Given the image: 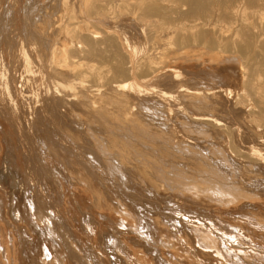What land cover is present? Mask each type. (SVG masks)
<instances>
[{
    "label": "bare ground",
    "instance_id": "obj_1",
    "mask_svg": "<svg viewBox=\"0 0 264 264\" xmlns=\"http://www.w3.org/2000/svg\"><path fill=\"white\" fill-rule=\"evenodd\" d=\"M2 46L5 104L41 96L74 188L52 175L59 212L28 200L23 233L0 217V264H29L21 238L36 264H264V0H0Z\"/></svg>",
    "mask_w": 264,
    "mask_h": 264
},
{
    "label": "rangeland",
    "instance_id": "obj_2",
    "mask_svg": "<svg viewBox=\"0 0 264 264\" xmlns=\"http://www.w3.org/2000/svg\"><path fill=\"white\" fill-rule=\"evenodd\" d=\"M107 21H105L106 24H105V22L102 23L105 26V28L110 25L109 21L108 22ZM107 24H109V25L107 26ZM103 25L97 24V23L95 25H92L94 31H96V34L98 33L97 35L100 36V37L97 36V39H100L102 37L101 35L103 34V29L106 30ZM13 32H15V31H13ZM8 47H9L8 51L10 53H15V51H16L15 48H17V44H14V45L11 44ZM4 48H5L4 46L0 47V52L2 51L4 53V51L6 49V48L5 49ZM0 59L2 60V62L5 60L4 62L7 65L8 71L6 74V79H7V81H9V86L11 87V81L16 80L17 76H15V74L17 72L14 71V69H13L14 66H11L10 59L8 61H7V59H4L2 57ZM96 59L97 60L93 61L94 64L96 62V65L98 63H102V66L104 64H106V66L110 67L112 64L111 61H107V59H105V58H102V60H101V57L96 58ZM33 65L36 67L39 66V65H35V64H33ZM98 65H100V64H98ZM106 66L104 65L103 67L106 68ZM109 73L107 74L108 81L114 79L113 75L111 73L110 74ZM124 80H127V82H136V83L140 82L142 84V85H140V89H142L143 87H146V86L149 89H153L155 87V85H154L155 81H153V80L147 81V82H142L141 78H139V77H136L135 79L134 78H132V79L131 78H125ZM90 82H87V84H90ZM139 93L140 94H139L138 98H141V97H143L141 99L146 98V96H144V95H146L145 92L140 91ZM4 94L5 93H3V94L0 93V160H1L0 161V212H1L0 217H2L3 221L5 220V224L10 221L9 224H6V226L8 227L9 230H11V233L14 234L15 229L11 228L10 224H12V227L16 228L17 232L23 233V230H21L15 223L18 220V216H15V215L17 213H21L23 216L27 214L26 211H28L30 208V206L27 204L28 200L29 201L34 200V202L37 204H39L40 202H42L43 205L49 204V205H47V207L49 209L50 208L52 209V206L54 205L53 207H56L55 212L58 213L59 212V205L57 204L58 203L57 201H58V198L60 196H62L61 192L65 193L67 195L68 194L70 195L72 190H73L72 188H74V187H73V181L70 178H68L64 172L62 173V169H60V166L58 167V164L53 162L54 159L52 158V156L45 151V144L42 140V135H40V133L44 134V132L48 129L52 130V132L54 133V130L56 129V122H52L51 120L48 119L49 114L47 113V111H42V112L40 111L41 106H42L41 96L33 93L34 97L33 96L27 97V99L25 100L24 106H22V104L19 102V100H17L14 108L9 109L7 107V105L5 104V101L3 100ZM23 94H26V92L24 91ZM142 94H143V96H142ZM14 95L19 96L18 92H16V93L14 92ZM43 96H44V94H43ZM145 103L149 104V102H147V101ZM63 110H64V108L60 109V113H62V115L64 113ZM149 110L150 109H146L145 112L152 114L156 118H158L159 114H161V116H163L162 114H165V112L162 113V111H160V110L156 111L155 113H154L153 109H152L153 111L152 110L149 111ZM13 111L15 114L13 113ZM38 111L40 112V116L38 115ZM159 111H160V113H159ZM166 115H167V113H166ZM17 116H18V118H17ZM61 120L68 125H71V126L74 125V123L71 122L70 118H68L67 116H63L61 118ZM261 124H264V123L259 124V126H258L259 130H260V128H261V130L264 129V125H261ZM262 131H264V130H262ZM55 133H54V138L52 136H51V138L58 141V139H56V138H58L59 136H58V134H56L57 137H55ZM262 135H264V134H262ZM62 138H64V137H62ZM43 139L48 140V137L43 136ZM8 141H10V142H8ZM60 141H62V143ZM13 143H14V145H13ZM58 143L60 145L62 144L63 146H69L70 148L74 147L73 143L71 144L70 142H68L66 140L61 139L58 141ZM81 153H83V152H81ZM71 154H73L72 151L71 152L69 151L68 155L73 157V155H71ZM52 163L54 164V166H53L54 168L51 167ZM52 169H54V172H52ZM55 170H56V172H55ZM58 170L61 171L60 173L62 175L61 176L58 175L57 178H56V176H53V177H55V178H53L52 175H54V174L57 175ZM49 175H51V176H49ZM52 178H53V180L56 179V180L60 181L58 183V187H59V190L61 192L58 191V189L56 187L55 188L57 190H55V188H53L55 184H51L52 182L54 183ZM44 179H45V181H44ZM46 183H49L50 187L48 184L46 186ZM44 190H45V192H44ZM50 192H52V193H50ZM45 193H47V194H45ZM19 194L23 196L22 202L25 201L26 205H24L23 203L19 204L18 202H16L15 195L17 196ZM51 196H52V198H51ZM45 197H47L49 199L48 203H47L48 199L46 200ZM56 197H58V198H56ZM54 200H55V202H54ZM50 203H51V205L53 203V205L51 206ZM54 203H56V204H54ZM16 204H17V206H16ZM49 206H51V207H49ZM18 207L20 209H18ZM74 210H75L74 216L79 217L80 219L83 217L82 212L83 213L85 212L84 214H86V210L80 209L82 211V212H80L79 206H77V205H74ZM15 212H16V214H15ZM4 213H5V219H4ZM61 225L62 224H60V225H57V223L55 224V226H60V227L64 226V225H62V226ZM79 233L83 234V232H79ZM77 234H75L74 236L79 237V234L78 235ZM53 237L56 238L55 235ZM25 238H26V236H25ZM22 239L23 238H21L20 247L24 248L26 255L28 254L27 258H28L29 264L30 263L36 264L37 259L34 257V255H36V253L40 254V256L42 258L43 257L45 258V254H46V258L48 257V255L45 251L40 250L41 253H39L37 248H36L37 250L35 249V251L32 249L33 246L37 247V245H35L34 242L31 243L28 238H26L25 242H23ZM57 240H58V238H57ZM57 240H55V243ZM52 241H54V239H52ZM100 241H103V243H105V242L107 243V241H104L103 239ZM56 246L58 248V242H57ZM106 246H107V244H106ZM29 247H31V249ZM85 247H84V249H85ZM84 252H86L90 256V254H89L90 252L88 250L87 251L84 250ZM43 253H44V255H43ZM56 254L57 253H54V255L57 258H59L60 256L58 254L57 255ZM96 255H97L96 257H95V255H92V257H91V260H93L95 257V259H94L95 262H94V260L92 261L94 264H97V261H99V259L101 261V257L98 258L99 254H96ZM33 259H34V261H33ZM29 260H31V261H29ZM70 262L72 263V260H70Z\"/></svg>",
    "mask_w": 264,
    "mask_h": 264
}]
</instances>
